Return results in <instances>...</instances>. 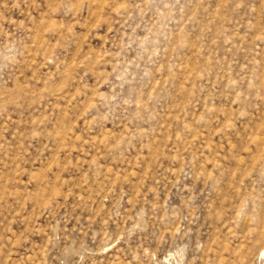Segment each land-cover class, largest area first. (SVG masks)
I'll return each instance as SVG.
<instances>
[{
    "label": "rangeland",
    "instance_id": "1",
    "mask_svg": "<svg viewBox=\"0 0 264 264\" xmlns=\"http://www.w3.org/2000/svg\"><path fill=\"white\" fill-rule=\"evenodd\" d=\"M0 264H264V0H0Z\"/></svg>",
    "mask_w": 264,
    "mask_h": 264
}]
</instances>
